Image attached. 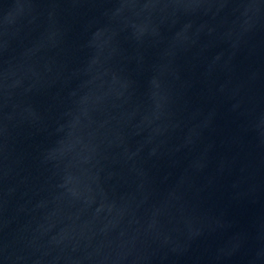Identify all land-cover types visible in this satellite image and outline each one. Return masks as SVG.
<instances>
[{"label":"water","instance_id":"95a60500","mask_svg":"<svg viewBox=\"0 0 264 264\" xmlns=\"http://www.w3.org/2000/svg\"><path fill=\"white\" fill-rule=\"evenodd\" d=\"M0 264H264V0H0Z\"/></svg>","mask_w":264,"mask_h":264}]
</instances>
